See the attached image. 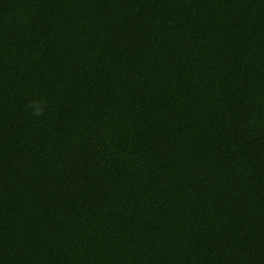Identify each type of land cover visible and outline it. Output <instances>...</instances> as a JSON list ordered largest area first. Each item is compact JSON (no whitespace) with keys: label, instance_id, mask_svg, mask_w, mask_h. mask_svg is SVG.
<instances>
[{"label":"trees","instance_id":"1","mask_svg":"<svg viewBox=\"0 0 264 264\" xmlns=\"http://www.w3.org/2000/svg\"><path fill=\"white\" fill-rule=\"evenodd\" d=\"M0 264H264V0H0Z\"/></svg>","mask_w":264,"mask_h":264}]
</instances>
